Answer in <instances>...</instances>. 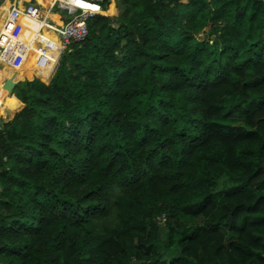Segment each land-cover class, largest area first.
Listing matches in <instances>:
<instances>
[{
    "label": "trees",
    "instance_id": "16d2710c",
    "mask_svg": "<svg viewBox=\"0 0 264 264\" xmlns=\"http://www.w3.org/2000/svg\"><path fill=\"white\" fill-rule=\"evenodd\" d=\"M110 2L12 90L0 264H264V0Z\"/></svg>",
    "mask_w": 264,
    "mask_h": 264
},
{
    "label": "built area",
    "instance_id": "2783aa9c",
    "mask_svg": "<svg viewBox=\"0 0 264 264\" xmlns=\"http://www.w3.org/2000/svg\"><path fill=\"white\" fill-rule=\"evenodd\" d=\"M103 2L105 0H54L51 7L67 12L70 17L63 25H52L40 14V7L33 4L19 6L20 1L16 0L0 24V63L8 65L12 69L22 66L30 50V45L18 38L22 28L20 17L25 16L28 19L36 20L40 26L38 32L42 33L43 30H47L55 37V41H51L35 35L39 64L43 62L40 66H44L47 61H50L52 63L51 70L71 43L81 42L86 38V23L96 14L104 13L101 10ZM52 51H56L57 56L54 57L52 54L50 58H46L45 53ZM2 95L5 94L0 86V98Z\"/></svg>",
    "mask_w": 264,
    "mask_h": 264
},
{
    "label": "crops",
    "instance_id": "0c3cea01",
    "mask_svg": "<svg viewBox=\"0 0 264 264\" xmlns=\"http://www.w3.org/2000/svg\"><path fill=\"white\" fill-rule=\"evenodd\" d=\"M16 0H1L0 1V24H1V21L3 20V18L6 16L7 12L9 11L10 7L13 5V3L15 2ZM20 1V5L19 6H25V5H28V4H33L34 6H37V7H40L41 8V15L43 17L46 18V21L52 25H63L66 21H67V17L64 16L62 14V12H65V11H61L59 9H57L56 7H51L52 6V2L53 0H19ZM22 8V7H21ZM24 18H26L25 16H22ZM21 18V17H20ZM40 35L43 34L45 36H47V34H49V36L51 37V39H53V41H55V37L53 36V34L50 32V31H47V30H43L42 33L40 32L39 33ZM19 35H20V32H19ZM18 35V37H19ZM32 38V36L30 37ZM52 54H54V57L57 56V52L56 51H52V52H46L45 53V57L46 58H50L52 56ZM36 63L39 61H35ZM43 63V62H42ZM40 62V64H42ZM51 62L50 61H47L46 64L44 66H40V68L38 69H33L30 65H23L21 66L20 68L18 69H21V71H24L22 74H20V76L15 79L14 81H17L20 82L21 81H24V80H28L26 79L27 77H30V76H33L31 79L33 78H37L39 79L40 81L44 82V83H48L49 80L51 79V77L53 76V70H55L54 68H56L55 66L50 70V66H51ZM24 69H28V70H24ZM36 72V73H40V75L42 76L39 77L37 76L35 73H32V72ZM0 74H3V73H0ZM8 78H11V77H8ZM16 100V104H15V101L13 99ZM0 112H2L3 109H5L6 107H9L11 109H5L6 111H4L5 114H3V117L0 116V119H5L4 117L6 115L7 116V120H9L12 115L16 112L19 111V109L22 108V104L15 98V96L11 93L10 95H7V96H1L0 98ZM14 109H12V107H14ZM2 109V110H1Z\"/></svg>",
    "mask_w": 264,
    "mask_h": 264
},
{
    "label": "bare ground",
    "instance_id": "6f19581e",
    "mask_svg": "<svg viewBox=\"0 0 264 264\" xmlns=\"http://www.w3.org/2000/svg\"><path fill=\"white\" fill-rule=\"evenodd\" d=\"M54 2V0H53ZM52 2V3H53ZM79 4V3H78ZM80 5V4H79ZM20 23L22 25V28L20 30V35H19V40L23 41L24 43L30 45V50L22 64L23 65H30L33 69H38L40 68V64L37 62H35L36 60L39 61L40 59L38 58L39 56V52H37V41L35 39V35L37 37L40 36L43 37V34H39L40 32H38L39 30V24L36 22V20H31L28 18H24L21 16L20 18ZM32 36V38H30ZM46 39H49L51 41H53V39H51V37L49 36V34H47V36L43 37ZM1 66H3V69H0V86H1V82L8 77L13 78L14 80V74L16 72L21 71V69H12L10 68L8 65L4 64V63H0ZM3 96H7V95H3Z\"/></svg>",
    "mask_w": 264,
    "mask_h": 264
},
{
    "label": "rangeland",
    "instance_id": "374dc122",
    "mask_svg": "<svg viewBox=\"0 0 264 264\" xmlns=\"http://www.w3.org/2000/svg\"><path fill=\"white\" fill-rule=\"evenodd\" d=\"M114 5V7H113V10H112V12L111 13H109V8H108V11L105 13L106 15H108V16H115V14H116V8H115V0H111V2H110V5ZM109 5V6H110ZM62 14L64 15V16H66L67 18H69L70 16L67 14V12H62ZM205 36V32H203V33H201L200 35H199V37L201 38V37H204ZM57 63H58V61H57ZM56 66H57V64H56ZM55 66V67H56ZM3 66H1L0 65V69H3L2 68ZM54 69H56V68H54ZM55 70H53V72H54ZM34 72V71H33ZM34 73H36V72H34ZM40 74V73H39ZM41 78H42V76H41ZM21 81V80H20ZM13 99V98H12ZM14 101H15V104H16V100L15 99H13ZM0 107H1V105H0ZM2 110V109H1ZM20 110V109H19ZM4 111H6L5 109H3L2 110V113L0 112V116L1 117H3V114H5L4 113ZM15 114V113H14ZM14 114L12 115V117L14 116ZM7 116L8 115H6L4 118L5 119H2V120H0V122L1 121H6L7 120ZM12 117L10 118V119H12ZM9 119V120H10ZM237 122H234V124H236ZM234 124H232V125H234ZM229 187V185H225V186H220V185H218L217 187H216V191L217 192H219V191H222V190H226L227 188ZM160 228H162V224L160 225Z\"/></svg>",
    "mask_w": 264,
    "mask_h": 264
},
{
    "label": "water",
    "instance_id": "95a60500",
    "mask_svg": "<svg viewBox=\"0 0 264 264\" xmlns=\"http://www.w3.org/2000/svg\"><path fill=\"white\" fill-rule=\"evenodd\" d=\"M17 81H14L13 78H5L1 82L2 91L5 95H10Z\"/></svg>",
    "mask_w": 264,
    "mask_h": 264
},
{
    "label": "clouds",
    "instance_id": "9594fccd",
    "mask_svg": "<svg viewBox=\"0 0 264 264\" xmlns=\"http://www.w3.org/2000/svg\"><path fill=\"white\" fill-rule=\"evenodd\" d=\"M1 120V119H0Z\"/></svg>",
    "mask_w": 264,
    "mask_h": 264
}]
</instances>
